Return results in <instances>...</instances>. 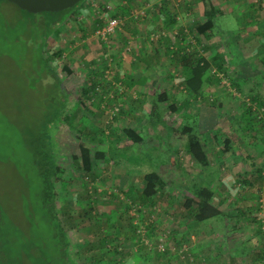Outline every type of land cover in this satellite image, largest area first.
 <instances>
[{
	"label": "rangeland",
	"instance_id": "obj_1",
	"mask_svg": "<svg viewBox=\"0 0 264 264\" xmlns=\"http://www.w3.org/2000/svg\"><path fill=\"white\" fill-rule=\"evenodd\" d=\"M198 2L214 15L216 27L207 46L217 48L220 56L214 57L201 94L194 96L182 87L175 57L156 48L158 43L150 39L145 25L171 35L158 47L174 44L172 32L177 30L192 38L191 50L205 53L195 29L205 20ZM253 3L82 0L74 12L66 10L57 17L0 0V207L2 251L8 264H63L52 225L37 199L32 144L41 129L38 141L46 142L43 147L55 154L61 167L59 216L71 239L66 255L71 253L76 264H264V0L259 8ZM119 7L126 8L127 14L132 9L144 12L133 23L143 32L126 26L130 19L122 18L121 28L103 40L96 29L104 24L97 26V19L104 23ZM172 14L178 18L176 23L189 21L188 30L166 28ZM255 16L258 28L250 29ZM140 36L149 45L148 51L143 49L148 54L143 60L130 68L134 60L122 59L127 53L121 51V64L110 61L120 45L124 51L137 52V45H144L137 41L142 40ZM43 50L49 56L45 68L40 59ZM219 62L226 65L222 70ZM99 69H106L104 77L114 84L108 92L100 89L102 106L106 104L100 110L92 99L86 104L80 101L83 88ZM131 69L136 80L143 76L146 83L121 82ZM164 91L169 93L167 102L159 99ZM173 102L177 103L175 111L170 108ZM249 107L251 115H247ZM132 120L142 137L139 142L124 133ZM185 124L196 127L195 134L204 141L208 166L188 152L190 135L181 129ZM226 138H230L229 147L224 145ZM83 142L93 152H107L104 159H93V178L74 159ZM109 149L116 153L110 154ZM153 171L161 175L164 185L154 199L142 201L143 175ZM202 185L214 191V202L223 212L197 221L183 201ZM92 189L102 213L108 215L107 219L98 215L99 225L113 234L125 227L124 254L112 261L108 253L97 251L91 260L92 250L86 255L78 251L97 225L79 211L87 207L85 199ZM114 207L127 212L117 218ZM64 209L71 217L63 216ZM138 224L139 233H134ZM157 245L166 250L159 251ZM162 255L169 259H161Z\"/></svg>",
	"mask_w": 264,
	"mask_h": 264
},
{
	"label": "trees",
	"instance_id": "obj_2",
	"mask_svg": "<svg viewBox=\"0 0 264 264\" xmlns=\"http://www.w3.org/2000/svg\"><path fill=\"white\" fill-rule=\"evenodd\" d=\"M127 1L132 2V0H127ZM203 1H207V0H203ZM77 5L78 4H76L75 6L71 8L65 9V10L52 12V14L59 17L66 10H68V13L71 14V12H74L76 10ZM165 9L169 11V7H164V9L162 10L165 11ZM132 11L133 9L129 11V13L127 14L126 8L119 7V9L117 8L114 11V13H110L107 15V17H105L104 23H102L103 21L97 19L98 24L99 22L101 24V25L97 24V26H102L103 24L107 22V19L109 18H123L124 20L130 19L128 21H125V23L128 22L126 26H130L131 23L138 22L140 19H142L140 18L142 16L141 14L139 15V17L132 16L133 15ZM126 16H128L129 18H125ZM175 17H176L175 15H171L170 17H168V21L165 22L166 23L165 25L167 26L166 28L170 29V27H172V24L175 23ZM215 27H216V22H215V18L213 14H210L204 21L198 22L195 26L196 32L198 34L197 36L199 37L200 43L204 42L203 46L206 49L205 53H198L197 51L195 52L191 50L190 47L188 46V42L193 43L192 38L188 36V38L190 39L187 40V36L182 35V34L179 35V36H182V38H180L179 36L176 38V42L178 43L176 42H174V44L169 43L170 45L168 44V47L166 46L165 48H162L164 52L168 50L169 52L168 51L167 52L172 57H175L174 60L177 62L176 64V66L178 67L177 69H179L182 73L181 74L182 75L181 84L183 85L182 87L194 96H198L201 94V91L204 88L206 79L208 77L207 71H210V66H212L211 64L212 61L216 60V58L214 57L220 56L217 48L213 46H207V43L209 42L210 38L213 35L212 31L214 30ZM120 28H121V25H120ZM152 31H158V30L153 29L151 25L149 27L147 26L148 35H150ZM162 31L164 30H161L158 32H162ZM177 33H178L177 31L173 32L174 38L176 37ZM167 35H169L168 32H166V34H164L162 38H160L159 40L157 41L152 40L154 43H158L156 48L158 46L164 45L163 39ZM110 43H112L111 44L112 47L115 45V42L112 39ZM114 47L117 48V46H114ZM145 48L147 49L146 46ZM207 48H210V49H207ZM121 51L125 53L132 52L128 50L124 51L123 46L120 45L118 52H112L111 57L108 55V57H110L109 58L110 61L121 64L122 61L121 59L118 58L123 53ZM260 58H261V55L259 59ZM40 59H41V64H43V66L49 60V56L48 55L45 56L44 50L40 53ZM262 60L264 63V55L262 56ZM221 62L216 63V64L222 70L223 65L225 64H222ZM45 67L46 66H44L43 68ZM64 68L66 69L67 67H64ZM106 69H103V70L99 69L97 71L98 74L97 73L92 74L91 79L89 80L90 83L87 84V86L83 88V91L81 94L80 101L83 104H86L87 100L92 99V103L94 102V106L97 104L99 110L103 109V107L106 106V104L105 106H102L104 98H103V95L102 96L100 95V89L103 88L105 89L106 92H108V89H111L114 86V84L107 81L106 78L104 77L106 76L105 74L107 71ZM212 71L216 72V70H212ZM216 74L219 77H222L219 72H216ZM133 75L134 74L132 71L125 72V76L123 79H127L128 81L122 79L121 82L130 83V85H135L138 83H141V84L146 83L145 81L146 77L141 76L143 81L139 82L141 78L136 80ZM133 79H135L136 81H134ZM58 85L60 84L58 83ZM168 98H169L168 92L164 91V92H161V94H159V99L162 100L163 102H167ZM260 103L263 104V101L261 99H260ZM251 107H249V111L247 112L248 113L247 115H251V112H252ZM170 108L173 111H175L177 109V103L173 102L170 105ZM181 129L185 133H188L190 135L187 138V145H186L188 152L191 153L201 165L208 166L209 165L208 153L206 152L204 141L194 132L196 127L190 124H185L182 126ZM124 133L126 134V136H128L129 139H131L134 142H139L142 140V137L140 136L138 131L135 129L134 120L131 121V124L128 128L124 129ZM41 135H42V129L39 132H37L36 139L34 143L32 144L34 147V150H32L34 166H35L34 179L38 187L37 199H38L39 208L44 213V215H46L48 223L52 225L51 233L54 238L53 239L54 244L56 245L59 252L61 251V259H62L63 264H76V261L74 257L71 255V253L66 255V252L68 250L70 251L71 239L68 235L69 233L68 230H66L64 226L63 217L59 216L60 208L58 205L59 198H58V192H57V180L59 179V173H60L61 167L59 163L55 160V154L52 153L49 149L43 147V146H46V142L38 141L41 138ZM229 143H230V138H226L224 145L229 147ZM112 150L113 149H109V152L110 154L112 153L113 155V153H116V152ZM106 153L107 152L103 149H95L93 152L92 147L88 143L83 142L79 145V152L74 154V159L81 164V168L85 171V173H87L89 176H92L93 178L94 176L93 159L102 160L105 158ZM87 183H86V186H87ZM163 185H164V180L162 179L159 173H157L156 171L145 173L143 175V188L140 191V199L146 202L151 201L160 193L161 191L160 188ZM96 195L97 194L94 193L92 189V193L88 194L87 195L88 197L85 199L87 207L84 206L83 209L79 210L81 211L82 216L86 215L87 218L91 220L95 219L97 225L94 229H92L91 238L89 239L86 238L84 242L85 245L81 246L78 249V251L80 254L84 253L86 255L92 250V255L90 256L91 260L95 259L97 251L98 252L101 251L103 255L108 253V255L110 254L111 256V259L109 260L112 261L114 259H117L115 255L124 254L123 250H121V245L123 249H125L127 246L125 242L127 237L123 236V232H122L125 227L121 226V228L116 229V233L113 234L111 231H108L99 225L100 220H99L98 215H100L101 213L103 214V218H106V219L108 215L105 216V214L107 213H102L103 211L100 208L101 203H99ZM214 198H215L214 191L210 187L202 185L191 196L184 197L183 206L191 211L193 219L197 221L207 220L215 216L221 215L223 212L219 204L214 202ZM131 203L132 202L130 201L129 205H131ZM112 210H114L117 213L118 215L117 218L122 216L123 213H125L126 211V210L119 211V208H115V207L112 208ZM68 213H69L68 210L65 211L63 216L67 218L71 217V214H68ZM2 220H3L2 219V209L0 207V264H8L7 255L2 251V248H4L3 241H5L4 236L2 234L3 233L2 227H1ZM73 227L74 226H72L71 228ZM92 228H93V225H92ZM118 230L120 231V233H118ZM132 231L134 233L136 232L139 233V224L137 226H134ZM121 241H122V244H121ZM156 248L159 251L166 250V247L164 246L162 247V246L157 245ZM158 255L159 254H157V256ZM113 256L115 258H113ZM165 257L162 255L161 259H165V260L169 259V257H166V258ZM107 264H114V263H110L109 261V263L107 262Z\"/></svg>",
	"mask_w": 264,
	"mask_h": 264
},
{
	"label": "crops",
	"instance_id": "obj_3",
	"mask_svg": "<svg viewBox=\"0 0 264 264\" xmlns=\"http://www.w3.org/2000/svg\"><path fill=\"white\" fill-rule=\"evenodd\" d=\"M254 1V3L252 4L253 5V7L255 8L257 5H260V3H261V0H253ZM198 4L201 6L202 5V7H203V9H202V11H201V15H202V17L204 18V19H206L210 14L209 13H207L208 11H207V8H205L204 9V4H202V2H198ZM256 8H259L258 6L256 7ZM262 13V12H261ZM254 14L256 15V14H258V16L259 17H261V14H260V11H256V10H254ZM173 15V14H172ZM178 17H179V15H177ZM258 16H255L254 17V19L252 18V23L250 22V29H257L258 27H257V23H259L260 21H259V17ZM177 17L175 18V23H173L172 24V27H170V28H172V29H174L176 26H178L179 28H181V27H185V28H183V30L185 31V30H188V25L189 24H187V23H189V21H187V23L186 22H184V19H183V21H181V22H179V23H176L177 22ZM130 26H132V29H138V27H139V24H137V23H135V24H133V23H131V25ZM148 26V24H146L145 25V27H147ZM149 27V26H148ZM182 29V28H181ZM138 31H141V30H139L138 29ZM177 30H174L173 32H176ZM141 32H143V31H141ZM146 32V31H145ZM172 32V33H173ZM254 32H256V31H254ZM138 33H140V32H138ZM180 33H182V32H178L177 34H176V37H175V39H172L173 41L175 40V42H176V38L180 35ZM124 35L126 36V37H128L127 36V32H125L124 31ZM187 36V38H188V36L189 35H186ZM141 37V39H142V36H140ZM180 38H182V36H179ZM139 43H142V44H144V45H137V52H134V51H132V52H130V53H127V55H122V59H128V57L130 56L131 58H132V60H134V62L136 63V62H139L140 60H143L144 58H145V56L146 55H148V54H146V52L143 50V49H146L145 48V46L147 47V49H148V47H149V45L148 44H146L145 42H144V40L142 39V40H137ZM187 41V40H186ZM176 43H178V42H176ZM132 46V45H131ZM263 46H264V41H263ZM256 48V47H255ZM146 49V50H147ZM157 49H159V51H161V49H162V47L161 48H159V47H157ZM153 52H155L154 50H153ZM152 53V52H151ZM252 53L254 54V56H256V55H258V54H255L253 51H252ZM134 54V55H133ZM260 61V60H259ZM134 62L133 61H131V67H130V65L128 64V63H124V66H127V67H130V68H133V64H134ZM261 62V61H260ZM126 64H128V65H126ZM136 64H138V63H136ZM130 71H132V69L130 70ZM130 71H127V72H130Z\"/></svg>",
	"mask_w": 264,
	"mask_h": 264
},
{
	"label": "water",
	"instance_id": "obj_4",
	"mask_svg": "<svg viewBox=\"0 0 264 264\" xmlns=\"http://www.w3.org/2000/svg\"><path fill=\"white\" fill-rule=\"evenodd\" d=\"M31 13L57 12L75 6L81 0H8Z\"/></svg>",
	"mask_w": 264,
	"mask_h": 264
},
{
	"label": "built area",
	"instance_id": "obj_5",
	"mask_svg": "<svg viewBox=\"0 0 264 264\" xmlns=\"http://www.w3.org/2000/svg\"><path fill=\"white\" fill-rule=\"evenodd\" d=\"M143 13H138V11L135 10L133 11L132 16L139 17V15ZM123 21L124 20L122 18H109L102 27L96 29V34L99 35L103 40H107V38H110L112 34L115 33L117 29L120 28V25L123 24ZM164 34H166L165 31L162 32L152 31L149 37L151 40L157 41L160 38H162Z\"/></svg>",
	"mask_w": 264,
	"mask_h": 264
}]
</instances>
